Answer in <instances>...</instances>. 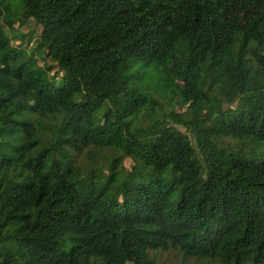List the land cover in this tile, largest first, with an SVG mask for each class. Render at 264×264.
<instances>
[{"label":"trees","instance_id":"16d2710c","mask_svg":"<svg viewBox=\"0 0 264 264\" xmlns=\"http://www.w3.org/2000/svg\"><path fill=\"white\" fill-rule=\"evenodd\" d=\"M164 253L264 264V0H0V264Z\"/></svg>","mask_w":264,"mask_h":264},{"label":"rangeland","instance_id":"374dc122","mask_svg":"<svg viewBox=\"0 0 264 264\" xmlns=\"http://www.w3.org/2000/svg\"><path fill=\"white\" fill-rule=\"evenodd\" d=\"M14 29H16L17 32L20 33L21 35L28 36V38H26L27 42H28L29 38H31L30 41L32 43H27V45H25L23 47V49L28 52L35 45V44H33L34 43L33 39H34V36L38 34L39 27H37L33 22H26V23H24V25L23 24L22 25L16 24ZM17 32H15L14 34H17ZM5 34L9 38L12 37L11 31L5 30ZM18 43H19L18 41H14L15 45ZM42 64L43 63H41V65ZM159 73H160V71L158 70V68L154 64L144 63V62L138 61V62H135L131 66L129 71L126 73L125 77H126L129 85L136 87L142 94H144L148 98H151V97L158 98L162 92L164 95L168 96V98L171 101H173L176 98L175 93L173 92L171 86L164 85V84L162 85V81L160 80ZM161 86H162V88H161ZM163 101H162L163 104H165V103L168 104L167 102H165V101L163 102ZM170 109L173 110V113L177 114V115L183 113V111H184L183 109L180 110L177 108H174V109L170 108ZM145 113H147V111L142 112V114L139 116V118L140 117H142L143 119L148 118L147 115L143 116ZM166 124H168L170 127H176L177 129H179L182 132L185 131V129L180 127L176 122L171 121V118L167 119ZM83 156L84 155L81 154L77 157L79 164L85 163V161H83ZM124 165H125V167H128L130 165L128 159H126L124 161ZM161 256H162V259L165 260L164 261L165 264H174L175 262L176 263L180 262L179 257H174L173 255H171L169 253H164Z\"/></svg>","mask_w":264,"mask_h":264}]
</instances>
